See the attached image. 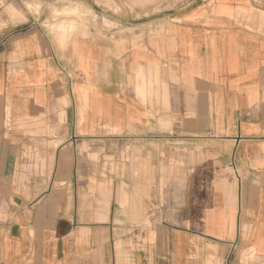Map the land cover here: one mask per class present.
I'll list each match as a JSON object with an SVG mask.
<instances>
[{"label":"crops","instance_id":"0c3cea01","mask_svg":"<svg viewBox=\"0 0 264 264\" xmlns=\"http://www.w3.org/2000/svg\"><path fill=\"white\" fill-rule=\"evenodd\" d=\"M10 2L0 264H264V0L114 37Z\"/></svg>","mask_w":264,"mask_h":264},{"label":"rangeland","instance_id":"374dc122","mask_svg":"<svg viewBox=\"0 0 264 264\" xmlns=\"http://www.w3.org/2000/svg\"><path fill=\"white\" fill-rule=\"evenodd\" d=\"M20 11L25 7L28 13L47 19V25L63 21L58 29L60 36L66 29L75 31L86 26L106 37L157 27L190 0H20ZM6 11L17 16L19 6L15 0ZM3 0H0V5ZM21 14V13H20ZM66 21V22H65ZM139 168L138 173H141ZM146 170V169H145ZM144 170V171H145Z\"/></svg>","mask_w":264,"mask_h":264}]
</instances>
